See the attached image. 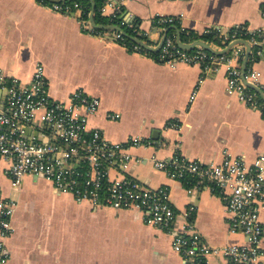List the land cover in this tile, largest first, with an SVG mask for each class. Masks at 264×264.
<instances>
[{
  "label": "crops",
  "instance_id": "0c3cea01",
  "mask_svg": "<svg viewBox=\"0 0 264 264\" xmlns=\"http://www.w3.org/2000/svg\"><path fill=\"white\" fill-rule=\"evenodd\" d=\"M114 2L125 9L126 21H138L139 35L152 47L159 46L169 29L177 39L174 27L200 34L237 24L260 30L262 41L257 47L250 46L247 68L260 72L255 84L264 90V0ZM50 5L38 0H0V69L7 76L28 84L36 66L42 64L53 100L68 102L78 89L99 97V110L89 116V123L104 128L109 140L144 136L160 143L155 149H133L136 156L156 152L161 158H171L179 154L219 164L231 155L242 156L250 165L264 155V114L229 90L225 66L206 73L199 65L160 62L130 51L113 32L103 36L84 32L76 14L57 12ZM104 13L114 10L107 8ZM157 16L177 21L162 27L154 23ZM230 45L223 41L214 46L221 50ZM238 45L243 51L239 62L243 68L248 52L244 44ZM5 105L6 93L0 92V107ZM110 112H119L120 119L110 120ZM168 122L177 126H168ZM10 164L0 158V193L17 202L5 264H184L171 234L147 225L138 211L95 207L58 191L41 177L26 176L15 188L8 173ZM124 172L149 186L170 189L178 228L179 215L193 204L192 221L205 242L215 246L245 242L242 234L231 232V216L218 193L205 187L189 193L182 181L155 169L149 161L132 163ZM260 219L264 226V209ZM262 247L257 264H264V240ZM210 261L224 264L223 258Z\"/></svg>",
  "mask_w": 264,
  "mask_h": 264
},
{
  "label": "built area",
  "instance_id": "2783aa9c",
  "mask_svg": "<svg viewBox=\"0 0 264 264\" xmlns=\"http://www.w3.org/2000/svg\"><path fill=\"white\" fill-rule=\"evenodd\" d=\"M114 1L106 0L103 11L111 8L114 13L121 12L122 5ZM50 6L57 12L76 14L84 32L104 35L96 34L91 21L81 18L79 3H75L71 13L70 7L63 10L57 4ZM176 21L175 17L157 16L154 23L167 27ZM216 29L226 45L243 39L251 47H257L262 41V32L246 24H237L228 30ZM243 34L247 38L242 37ZM114 37L117 40L121 33H115ZM140 48L144 47L137 43L133 51L140 52ZM242 53L239 45L221 55L201 46L184 49L177 44L175 35L166 34L157 60L199 65L206 73L225 66L229 90L236 92L243 103L264 114V99L247 84H258L260 72L246 68L243 76L239 63ZM0 92L6 93V105L0 107V158L11 162L8 173L15 188L22 185L26 176L41 177L58 191L72 194L78 201L91 202L95 207L138 211L147 225L171 234L174 250L184 264H211L210 258H223L224 264H257L262 258L264 226L260 213L264 209V155L250 165L242 156L231 155L219 164L190 160L179 154L171 158H161L156 152L136 156L133 149H155L160 143L144 136H130L122 142L109 140L104 128L92 127L89 123V116L99 110L100 98L78 89L68 102L53 100L42 64L36 66L28 84L7 76L0 69ZM107 116L118 120L121 114L110 112ZM168 126L177 125L168 122ZM32 128H37L35 134ZM147 161L172 179L183 182L185 177L191 176L193 184L187 188L189 193L204 187L218 193L231 216V232L242 234L245 242L223 246L205 242L192 221L196 210L193 204L179 215L182 221L178 228V212L172 204L170 189L149 186L124 172L132 163ZM113 170H116L114 176ZM16 205L15 200L0 193V264H5L9 258L7 239L14 232L12 219Z\"/></svg>",
  "mask_w": 264,
  "mask_h": 264
},
{
  "label": "trees",
  "instance_id": "16d2710c",
  "mask_svg": "<svg viewBox=\"0 0 264 264\" xmlns=\"http://www.w3.org/2000/svg\"><path fill=\"white\" fill-rule=\"evenodd\" d=\"M39 2L48 5V4H57L62 7V9H66V7H70V13L74 11V5L75 3H79L81 6V13L83 19H88L90 18L91 12L94 10V21L97 25L99 26H105V27H95V33L99 35L107 34L109 32L121 33V37L117 39V41L127 47L130 51H133L134 45L137 44L136 41H134V37H139L142 40L145 39L142 35H139V30H138V21L134 23H130L126 21L124 17V11L125 9L122 8L121 12H115L112 14H105L103 12V7L105 4L106 0H38ZM94 2V6L92 4ZM124 22V24H122ZM129 24H132L130 26ZM118 26L119 29L116 27ZM169 26V25H168ZM167 26V27H168ZM208 33H198L194 30H182L181 32V39L184 42H191L195 40H204L207 43L214 44V45H223L224 39L219 36V32L216 28L210 29ZM173 29H169V34L173 33ZM242 34V33H241ZM172 35V34H170ZM247 35L243 34L242 37L247 38ZM140 52L145 53L147 55L152 56L156 60L158 59V52H153L149 51L144 48H140ZM184 186L188 188L193 184V180L191 176L185 177L183 179Z\"/></svg>",
  "mask_w": 264,
  "mask_h": 264
},
{
  "label": "water",
  "instance_id": "95a60500",
  "mask_svg": "<svg viewBox=\"0 0 264 264\" xmlns=\"http://www.w3.org/2000/svg\"><path fill=\"white\" fill-rule=\"evenodd\" d=\"M55 1H57V0H55ZM92 4L94 6V2H92ZM93 13H94V10L92 11V14H91V23H92V25L94 27H105V26H99V25H97L95 23L94 14ZM174 28L177 30L176 42L181 48H184V49H190L191 50V49H194L196 46H201L205 50H208V51H210V52H212L214 54H217V55H221V54L226 53L228 50H230V48H232L234 45L244 44L246 46L247 52H248L246 57H245V62H244L243 68H242L243 76L245 77L246 68H247V61H248V57H249V54H250V45H249L247 40H243V39L237 40L236 42L232 43L228 48L219 50V49L215 48V46L213 44L207 43L204 40H195L194 42H191V43L183 42L182 39H181V31H180V29H178L177 27H174ZM165 38H166V35L162 38V40H161V42H160L158 47H152V46L148 45L144 40H142L140 38H137V37H134L133 39H134V41L139 43L145 49H147L149 51H153V52H158L160 50V48L162 47ZM247 84L251 88L255 89L256 91H258L260 94L263 95V91H262V89L260 87H258L255 84H251L250 82H247ZM27 132H29V129L27 130Z\"/></svg>",
  "mask_w": 264,
  "mask_h": 264
},
{
  "label": "rangeland",
  "instance_id": "374dc122",
  "mask_svg": "<svg viewBox=\"0 0 264 264\" xmlns=\"http://www.w3.org/2000/svg\"><path fill=\"white\" fill-rule=\"evenodd\" d=\"M16 197V196H15Z\"/></svg>",
  "mask_w": 264,
  "mask_h": 264
}]
</instances>
